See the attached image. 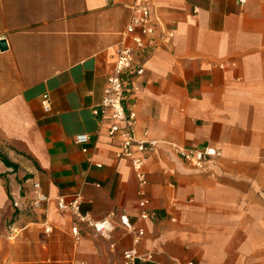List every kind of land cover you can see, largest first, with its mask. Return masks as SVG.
<instances>
[{"label": "crops", "instance_id": "0c3cea01", "mask_svg": "<svg viewBox=\"0 0 264 264\" xmlns=\"http://www.w3.org/2000/svg\"><path fill=\"white\" fill-rule=\"evenodd\" d=\"M132 4L158 24L122 100L156 143L142 186L92 112ZM0 40V264H121L120 214L144 230L136 264H264V0H0ZM171 144L221 156L198 170ZM76 192L81 214H116L109 237L73 234L56 199Z\"/></svg>", "mask_w": 264, "mask_h": 264}, {"label": "built area", "instance_id": "2783aa9c", "mask_svg": "<svg viewBox=\"0 0 264 264\" xmlns=\"http://www.w3.org/2000/svg\"><path fill=\"white\" fill-rule=\"evenodd\" d=\"M238 1L244 2V0ZM129 9V20L122 33V39L117 45L116 57L107 75L101 100L92 109V112L99 116L101 121H107V137L110 142L116 144L115 158L129 160L139 184L142 186L146 183L144 164L148 154L156 149V143L134 138V114L130 109L128 112L124 110L122 100L128 88L127 74H141L143 72V64L140 62V58L148 54L150 49L148 41L155 37L158 24L156 25L152 21L151 11L147 5L132 4ZM41 106L45 112L51 110V99L47 94L41 96ZM73 139L76 143L82 144L88 141V135L86 133L76 134ZM171 149L176 156L198 170L207 168L216 158L221 156V151L213 146L183 147L171 144ZM33 187L39 188V184L35 182ZM140 193L142 194V192ZM36 198L39 202L47 200V197L40 192L37 193ZM80 199L81 196L78 192L71 195L70 201H66L63 197L56 199L58 208L74 217L71 229L73 234H78L77 223L85 222L97 234L109 237L112 230V218L116 214L111 213L105 218L94 220L80 213ZM144 202L146 200L143 199L142 203ZM153 216L152 213L143 212L141 214V218H152ZM118 220L127 232L133 233V246L123 252L121 264H136V261L140 259L136 245L144 236V230L131 224L126 214L118 215ZM44 231L48 232L49 227H44Z\"/></svg>", "mask_w": 264, "mask_h": 264}, {"label": "water", "instance_id": "95a60500", "mask_svg": "<svg viewBox=\"0 0 264 264\" xmlns=\"http://www.w3.org/2000/svg\"><path fill=\"white\" fill-rule=\"evenodd\" d=\"M5 48H6L5 41L4 40H0V49L4 50Z\"/></svg>", "mask_w": 264, "mask_h": 264}]
</instances>
